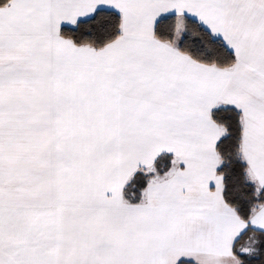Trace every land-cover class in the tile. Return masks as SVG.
I'll return each instance as SVG.
<instances>
[{
    "label": "snow or ice",
    "instance_id": "1",
    "mask_svg": "<svg viewBox=\"0 0 264 264\" xmlns=\"http://www.w3.org/2000/svg\"><path fill=\"white\" fill-rule=\"evenodd\" d=\"M0 264H264V0H0Z\"/></svg>",
    "mask_w": 264,
    "mask_h": 264
}]
</instances>
